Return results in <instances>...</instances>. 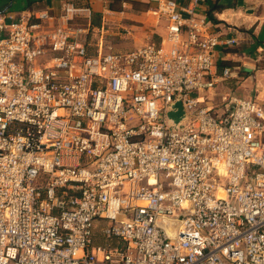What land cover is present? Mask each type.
<instances>
[{
    "label": "built area",
    "instance_id": "1",
    "mask_svg": "<svg viewBox=\"0 0 264 264\" xmlns=\"http://www.w3.org/2000/svg\"><path fill=\"white\" fill-rule=\"evenodd\" d=\"M186 12L160 0L159 40L92 54L90 6L0 10V264H264V70L210 105L237 40Z\"/></svg>",
    "mask_w": 264,
    "mask_h": 264
},
{
    "label": "crops",
    "instance_id": "2",
    "mask_svg": "<svg viewBox=\"0 0 264 264\" xmlns=\"http://www.w3.org/2000/svg\"><path fill=\"white\" fill-rule=\"evenodd\" d=\"M14 1L15 0H11L10 3L1 6L0 10L8 9L14 16H19L21 14L36 13L45 9L51 10L55 14H60L63 5L67 2H71L76 6H90L93 12V30L88 32L86 39L88 47L90 39L96 40V45L94 47H89V52L92 54H96L98 51L108 52L110 50L113 52H129L144 44L143 42V44L138 45L139 41H132V37L129 35H122L116 30L118 27L126 26L127 24L122 23L119 17L122 14L125 15L124 11L110 8L109 4H112L113 0H21L16 8H14ZM155 1H158L159 9L160 0ZM175 1L178 4V8L183 10L185 17H188V13L186 12L187 9L195 8L196 11L200 12L210 23L209 31L211 33L221 37L222 40H237L235 46L228 47L220 45L216 50L219 73H221L224 68H233L237 62L235 60H238L237 58H243L246 64H248V68L242 69V72L244 71L245 74H248L251 72L252 67L255 66V63L260 62L261 58H264V0ZM214 4H218L219 7H221V11H214L211 19L207 11L209 5L212 6ZM131 17H134V15ZM106 26H108V29H106ZM129 33L131 34V32ZM157 38L160 39L158 36ZM133 39H136V37ZM116 40H120L121 42L115 43ZM113 46H115L114 48H116V50H114ZM235 48L239 49L232 52ZM248 60L257 62L252 63ZM262 70L264 69L260 70L261 73Z\"/></svg>",
    "mask_w": 264,
    "mask_h": 264
},
{
    "label": "rangeland",
    "instance_id": "3",
    "mask_svg": "<svg viewBox=\"0 0 264 264\" xmlns=\"http://www.w3.org/2000/svg\"><path fill=\"white\" fill-rule=\"evenodd\" d=\"M21 0H15L14 8L18 6ZM11 0H0V7L10 3ZM158 1L155 0H113L112 4H109L112 9H121L125 15L122 14L120 17L122 23L127 24L126 26L118 27L116 30L122 35H129L132 37V41H139L138 45L147 42L150 39L157 40V36L164 34V19L158 13ZM134 17H131L133 16ZM108 29V26H106ZM93 29L90 28L91 32ZM131 32V34L129 33ZM136 37V39H133ZM95 39L89 40V47L96 45ZM112 42V41H110ZM121 42L116 40L115 43ZM112 44V43H111ZM114 45V44H113ZM137 46V45H136ZM115 46H113L114 48ZM240 47V46H239ZM239 48H235L232 52L237 51ZM116 50V48H114ZM94 52V51H93ZM251 52V49H250ZM263 57V56H262ZM238 60L233 68H230L232 73L231 77L224 81H218L216 88L212 94H208V103L217 110H224L223 98H247L254 94L255 85L262 80L261 69H264V58H261L260 62L248 60L255 63L252 67L251 72L245 74L242 69H247L248 64L245 60L237 58ZM247 61V60H246ZM229 68V67H228ZM242 78V79H240ZM244 79V80H243ZM239 81V82H238ZM99 225V223H98ZM103 238L99 239V242H104ZM98 239L96 240V242Z\"/></svg>",
    "mask_w": 264,
    "mask_h": 264
},
{
    "label": "water",
    "instance_id": "4",
    "mask_svg": "<svg viewBox=\"0 0 264 264\" xmlns=\"http://www.w3.org/2000/svg\"><path fill=\"white\" fill-rule=\"evenodd\" d=\"M169 119L176 125L180 123L185 117V110L183 108L182 100L179 99L168 114Z\"/></svg>",
    "mask_w": 264,
    "mask_h": 264
},
{
    "label": "trees",
    "instance_id": "5",
    "mask_svg": "<svg viewBox=\"0 0 264 264\" xmlns=\"http://www.w3.org/2000/svg\"><path fill=\"white\" fill-rule=\"evenodd\" d=\"M208 1V0H207ZM208 3V2H207ZM214 11H221V7H219V5L218 4H214V5H209V9H208V11H207V14L209 15V17L212 19V15H213V12ZM214 20V19H213ZM159 40V39H158ZM100 238H103L102 236H100V235H97V239H98V241L96 242L97 243V245H102V244H105V240H103L104 242H99V239ZM104 239V238H103Z\"/></svg>",
    "mask_w": 264,
    "mask_h": 264
},
{
    "label": "bare ground",
    "instance_id": "6",
    "mask_svg": "<svg viewBox=\"0 0 264 264\" xmlns=\"http://www.w3.org/2000/svg\"><path fill=\"white\" fill-rule=\"evenodd\" d=\"M218 197H220V198L224 197V194L222 193V191H220V192L218 193Z\"/></svg>",
    "mask_w": 264,
    "mask_h": 264
}]
</instances>
